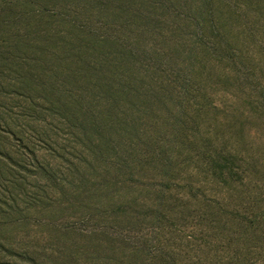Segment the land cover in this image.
Masks as SVG:
<instances>
[{
  "label": "rangeland",
  "instance_id": "374dc122",
  "mask_svg": "<svg viewBox=\"0 0 264 264\" xmlns=\"http://www.w3.org/2000/svg\"><path fill=\"white\" fill-rule=\"evenodd\" d=\"M33 1L0 0V264H264V0L50 7L105 44L53 86Z\"/></svg>",
  "mask_w": 264,
  "mask_h": 264
},
{
  "label": "trees",
  "instance_id": "16d2710c",
  "mask_svg": "<svg viewBox=\"0 0 264 264\" xmlns=\"http://www.w3.org/2000/svg\"><path fill=\"white\" fill-rule=\"evenodd\" d=\"M45 1V44L38 46L32 45L34 48L30 50L35 54L36 61L33 60L32 65L41 67L45 71V82L48 86L60 85V77L66 76L72 78V83L87 81L86 84L92 82V79H98L96 67L97 62L90 60V56H94L97 48L105 45L98 36L97 28H93L94 17L103 16L110 20H119L126 18L133 12H137L139 2L146 0H40ZM37 0L33 1L36 3ZM59 8L57 13L59 20H65V16L61 13L68 14L71 18L91 23L88 32L80 29V26L67 20L65 23L70 29L76 28V38L62 37L59 31H54L52 25V13L50 7ZM65 14V15H66ZM55 15V16H57ZM34 16H32L33 18ZM31 19V17H29ZM62 22V21H61ZM98 24V23H96ZM52 25V26H51ZM81 38V40H79ZM94 39V40H93ZM86 40V41H85ZM94 41L97 45L95 48L86 46L81 41ZM89 54V55H88ZM88 55V56H87ZM82 74V75H81ZM95 74V75H94ZM89 76L87 79H83ZM90 79V80H89ZM83 80V81H82Z\"/></svg>",
  "mask_w": 264,
  "mask_h": 264
}]
</instances>
